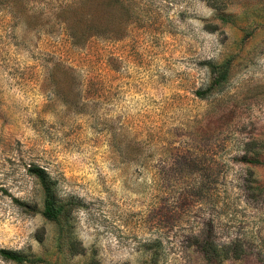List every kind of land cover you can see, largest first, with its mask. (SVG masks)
Instances as JSON below:
<instances>
[{
	"label": "rangeland",
	"instance_id": "374dc122",
	"mask_svg": "<svg viewBox=\"0 0 264 264\" xmlns=\"http://www.w3.org/2000/svg\"><path fill=\"white\" fill-rule=\"evenodd\" d=\"M0 249L264 264V0H0Z\"/></svg>",
	"mask_w": 264,
	"mask_h": 264
},
{
	"label": "trees",
	"instance_id": "16d2710c",
	"mask_svg": "<svg viewBox=\"0 0 264 264\" xmlns=\"http://www.w3.org/2000/svg\"><path fill=\"white\" fill-rule=\"evenodd\" d=\"M31 172L39 179L45 193L44 215L50 219H54L56 217V213L54 211L55 208L53 205V189L47 174L43 171V169L38 167L31 168ZM0 256L8 260L21 259L15 253L7 249H0Z\"/></svg>",
	"mask_w": 264,
	"mask_h": 264
}]
</instances>
